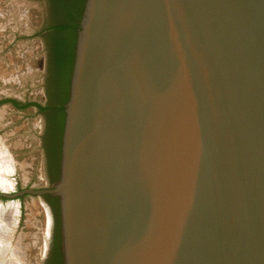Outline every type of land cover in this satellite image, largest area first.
I'll use <instances>...</instances> for the list:
<instances>
[{
	"label": "water",
	"instance_id": "95a60500",
	"mask_svg": "<svg viewBox=\"0 0 264 264\" xmlns=\"http://www.w3.org/2000/svg\"><path fill=\"white\" fill-rule=\"evenodd\" d=\"M63 111L64 264H264V0H85Z\"/></svg>",
	"mask_w": 264,
	"mask_h": 264
},
{
	"label": "rangeland",
	"instance_id": "374dc122",
	"mask_svg": "<svg viewBox=\"0 0 264 264\" xmlns=\"http://www.w3.org/2000/svg\"><path fill=\"white\" fill-rule=\"evenodd\" d=\"M41 17L37 0H0V137L11 157L0 165V177L6 171L4 180L17 183L15 192L8 193L11 184L0 188L9 195L28 190L31 184L37 188L44 184L37 140L39 116L31 107L16 111L2 102L43 100V47L37 33ZM0 205V264H37L46 223L39 198L22 194L19 199L0 200Z\"/></svg>",
	"mask_w": 264,
	"mask_h": 264
},
{
	"label": "flooded vegetation",
	"instance_id": "af4514ba",
	"mask_svg": "<svg viewBox=\"0 0 264 264\" xmlns=\"http://www.w3.org/2000/svg\"><path fill=\"white\" fill-rule=\"evenodd\" d=\"M37 1L40 5L42 13L41 26L38 28L37 33L39 34L38 36L41 39L43 47V71L41 76V92L43 95V100L42 102L39 100L33 102L24 101L22 103L16 102L17 105L26 104V106L23 108L15 105V101L10 99L4 100L2 102L11 104L13 109L16 111H25L27 108L31 107L39 116L40 127L37 134V140L38 148L41 154V168L43 171L44 184L39 186V188L35 187L33 184L29 185L30 187H28L29 189L33 190L46 191L40 196L33 195L39 198V202L44 209L46 220L45 234L41 246L39 262L37 264H64L59 201L56 196L47 192L53 188V185L58 181L60 175L61 110L59 108L62 106L64 92L62 86L58 84V76L56 77L54 75L52 60H49L47 51L46 39H44L41 34L43 31V34L46 32L48 26H53L55 23L52 21L50 0ZM39 107H43L45 109L41 110ZM3 144L4 141H2V138L0 137V165L7 164L8 161H11V157L7 150H5ZM3 173H6V171ZM3 173L2 175H4ZM16 184L17 183H15V181L12 182V185L9 184L11 188L9 189L8 193L15 192ZM5 193L7 192L0 188V194ZM4 199L8 198L0 196V200Z\"/></svg>",
	"mask_w": 264,
	"mask_h": 264
},
{
	"label": "trees",
	"instance_id": "16d2710c",
	"mask_svg": "<svg viewBox=\"0 0 264 264\" xmlns=\"http://www.w3.org/2000/svg\"><path fill=\"white\" fill-rule=\"evenodd\" d=\"M85 0H50L53 26H48L42 37L46 39L49 60H52L54 75L63 88V99L60 116L61 135L64 121V104L68 99L70 74L78 22L81 18ZM39 35V34H38ZM51 62V61H50ZM51 65V63H50ZM17 105V103H14ZM21 108L26 104L17 105ZM41 110L45 109L39 107Z\"/></svg>",
	"mask_w": 264,
	"mask_h": 264
},
{
	"label": "bare ground",
	"instance_id": "6f19581e",
	"mask_svg": "<svg viewBox=\"0 0 264 264\" xmlns=\"http://www.w3.org/2000/svg\"><path fill=\"white\" fill-rule=\"evenodd\" d=\"M8 162H9V161H8ZM7 166H8V165H7ZM9 167H11V166H9ZM5 174H6V173H5ZM7 174H8V173H7ZM3 176H4V175H3ZM6 176H7V175H6ZM4 179H6V178H4V177L1 178V177H0V187H3V188H4L5 186L9 185V184L7 183L8 181H6L7 179H6V180H4ZM8 180H9V179H8ZM10 184H11V183H10ZM11 185H12V184H11ZM5 188H6V187H5ZM27 205H28V204H27ZM0 206H1V205H0ZM1 208H3V207H1ZM12 208H13V207H12ZM12 208H11V209H12ZM17 208H18V207H16V209H17ZM4 209H5V208H4ZM2 210H3V209H2ZM7 210H8V209H7ZM9 210H10V209H9ZM9 210L7 211L8 213L12 211V210H10V211H9ZM5 211H6V210H5ZM14 212H15V211H14ZM12 213H13V212H12ZM12 213H10V214H12ZM17 213H18V212H17ZM6 214H7V213H6ZM10 214H8V216H9ZM14 217H15V216H14ZM9 219L13 220V217H10V216H9ZM13 222H14V221H13ZM15 224H16V223H15ZM11 227H12V226H11Z\"/></svg>",
	"mask_w": 264,
	"mask_h": 264
}]
</instances>
